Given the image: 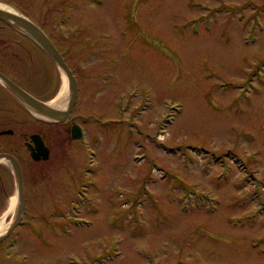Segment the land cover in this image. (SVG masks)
I'll use <instances>...</instances> for the list:
<instances>
[{
	"label": "rangeland",
	"instance_id": "1",
	"mask_svg": "<svg viewBox=\"0 0 264 264\" xmlns=\"http://www.w3.org/2000/svg\"><path fill=\"white\" fill-rule=\"evenodd\" d=\"M27 10L73 69L65 120L86 135L65 139L64 124L35 120L51 178L80 180L81 202L71 214L64 205L60 239L46 223L61 216L40 218L56 244L18 259L264 264V0H32ZM47 72L51 101L64 75L52 59ZM50 187L55 207L72 193Z\"/></svg>",
	"mask_w": 264,
	"mask_h": 264
},
{
	"label": "flooded vegetation",
	"instance_id": "2",
	"mask_svg": "<svg viewBox=\"0 0 264 264\" xmlns=\"http://www.w3.org/2000/svg\"><path fill=\"white\" fill-rule=\"evenodd\" d=\"M31 3L32 0H0V9L10 11L36 24L48 36L42 24L29 14L27 7ZM49 39L55 46L52 38L49 37ZM61 56L67 63L63 53ZM50 58L30 35L0 18V73L29 95L41 101H47L50 96L51 86L49 82L51 80L47 72L49 71ZM67 65L69 66L68 63ZM70 69L73 72V69ZM18 70H20L19 73ZM35 70L38 71L37 75L41 73V76L34 81L32 73L36 74L37 71ZM75 79L78 85V80ZM35 120L42 122L43 125L47 123L64 124L65 139L76 140L72 137V127L77 126V124L81 126L83 135H86L84 126L80 120L74 118V115L69 116L64 121L48 120L37 116L32 108L18 98L0 78V153L10 154L16 158L22 177V202L19 211L18 188L12 163L0 159L1 214L8 204L6 202L11 197L9 192L15 194L13 210L6 215L5 228L0 233V264H31V259H28L27 255L23 257L24 259H18V250H31L36 243V246L40 244L54 246L56 244L55 241L51 242L45 237V230L39 219L43 216L47 218L61 216L62 223L51 225L46 223V229L54 240L60 239V235L64 230V216L66 214L64 207L67 206L70 214L76 213L81 202L82 184L80 180L76 182V178H73L69 182L64 178V172H62L61 178H51L53 177L52 171L57 168L50 167V163L47 161L51 153L50 146L46 134L42 130H34ZM34 133L41 136L44 144L49 149L46 159L33 158L32 152L35 144L31 139V135ZM51 179L57 182L62 192L65 185L71 186L72 190L67 200H65L66 193L62 195L60 200H54L55 203L60 204L57 207L53 206L52 201L49 202V194L56 191V189L51 190ZM17 215L19 216L16 219Z\"/></svg>",
	"mask_w": 264,
	"mask_h": 264
},
{
	"label": "water",
	"instance_id": "3",
	"mask_svg": "<svg viewBox=\"0 0 264 264\" xmlns=\"http://www.w3.org/2000/svg\"><path fill=\"white\" fill-rule=\"evenodd\" d=\"M0 18L6 20L12 26L21 29L26 34L30 35L35 42H37L43 50L51 57V59L56 63L59 69L63 72V75L66 77L67 89H68V98L63 106L57 107L50 103V101H41L35 97L29 95L18 85L13 83L7 77L0 73V78L4 83L10 88V90L20 98L25 104L32 108L34 114L48 120H59L64 121L68 113L71 111L76 97H77V82L76 79L68 67L67 63L55 48L49 37L43 32V30L38 27L36 24L27 21L10 11H5L0 9ZM72 137L80 138L82 137V130L79 126L72 127ZM35 146L33 148V158L46 159L48 156L49 149L44 144L41 136L38 133L31 135ZM0 159L8 160L12 163L13 172L15 174L16 184L18 188V197H19V211L21 208L22 202V177L20 167L16 158L10 154L0 153ZM19 215H17L16 219Z\"/></svg>",
	"mask_w": 264,
	"mask_h": 264
},
{
	"label": "bare ground",
	"instance_id": "4",
	"mask_svg": "<svg viewBox=\"0 0 264 264\" xmlns=\"http://www.w3.org/2000/svg\"><path fill=\"white\" fill-rule=\"evenodd\" d=\"M66 94H67V81H66V77L62 76V82L60 85V89L55 95V97L50 101L51 104L55 106H59V107L62 106L64 104ZM14 203H15V197H13L10 201V207H9L10 209L13 208ZM2 222L3 221L0 220V229L3 225Z\"/></svg>",
	"mask_w": 264,
	"mask_h": 264
}]
</instances>
